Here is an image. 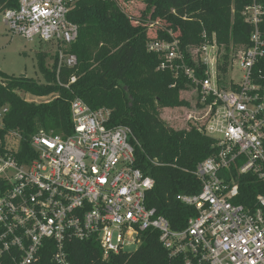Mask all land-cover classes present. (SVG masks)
<instances>
[{"label":"built area","instance_id":"2783aa9c","mask_svg":"<svg viewBox=\"0 0 264 264\" xmlns=\"http://www.w3.org/2000/svg\"><path fill=\"white\" fill-rule=\"evenodd\" d=\"M77 1L17 0L0 11L1 20L12 34L50 43L57 68L73 67L70 45L79 28L68 14ZM242 15L252 26L247 44L226 50L203 31L190 64L175 37L147 42L161 59L158 68L193 84L183 127L211 137L216 148L192 171L199 189L175 196L194 211L186 225L173 229L147 206L154 180L135 167L139 143L131 129L111 124L110 108L92 109L76 97L70 134L36 132L22 163L12 150L0 152V264H36L44 251L55 264H71L65 245L73 240L96 242L103 257L130 252L147 230L158 232L169 264H264V193L254 207L236 202L240 175L264 183V5L253 0ZM6 111L0 106V128ZM9 135L17 151L21 136Z\"/></svg>","mask_w":264,"mask_h":264},{"label":"trees","instance_id":"16d2710c","mask_svg":"<svg viewBox=\"0 0 264 264\" xmlns=\"http://www.w3.org/2000/svg\"><path fill=\"white\" fill-rule=\"evenodd\" d=\"M255 1L264 5V0ZM252 2L143 0L144 9L139 17H133L117 0H78L68 14L79 28L70 45V52L77 57L75 66L57 68L54 56L37 51L36 66L42 81L0 70V106L7 107L0 128V152L12 150L22 163L26 156H32L30 138L36 132L70 134V103L76 97L92 109L110 108L111 124L128 126L139 143L134 150L135 167L154 180L146 195L147 206L164 216L171 228L184 227L194 211L175 196L199 189L192 171L216 148L204 133L193 127L172 128L160 117L162 108L189 106L180 93L190 91L193 84L182 74L175 77L171 70L158 68L161 59L147 50V42L175 37L189 64L190 47L200 44L203 31L214 33L226 50L230 44H247L252 26L242 11ZM15 7L17 0H0V11ZM150 25H154V37L148 34ZM259 29L264 33V17ZM48 59L52 60L50 65ZM72 76L75 81L70 82ZM26 94L50 99L30 101ZM10 131L21 136L17 151ZM237 181L240 193L236 202L254 207L256 195L264 193V183L250 174L240 175ZM140 237L135 250L107 257L91 240L67 242L65 250L71 264L170 263L158 232L147 230ZM36 264H55L50 251H44Z\"/></svg>","mask_w":264,"mask_h":264},{"label":"rangeland","instance_id":"374dc122","mask_svg":"<svg viewBox=\"0 0 264 264\" xmlns=\"http://www.w3.org/2000/svg\"><path fill=\"white\" fill-rule=\"evenodd\" d=\"M128 15L133 17H139L141 11L144 9L143 0H117ZM154 25H150L148 34L150 37H154ZM51 44L34 37L32 41H28L26 38L18 34H12L9 32L0 14V70L9 74L19 76L24 74L28 77H33L38 81H42V76L37 70L35 53L37 51H44L51 54L50 50H53ZM50 65L52 60H47ZM180 96L188 100L189 103L194 101L189 91L181 92ZM26 100L40 101L42 99L35 98L29 94L25 95ZM186 109L181 107L176 108H162L160 110V117L166 121V123L175 129H179L184 126V117ZM12 144L17 145V141L12 139ZM13 146V147H14Z\"/></svg>","mask_w":264,"mask_h":264},{"label":"water","instance_id":"95a60500","mask_svg":"<svg viewBox=\"0 0 264 264\" xmlns=\"http://www.w3.org/2000/svg\"><path fill=\"white\" fill-rule=\"evenodd\" d=\"M22 76H24V74H21Z\"/></svg>","mask_w":264,"mask_h":264}]
</instances>
